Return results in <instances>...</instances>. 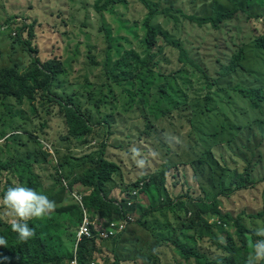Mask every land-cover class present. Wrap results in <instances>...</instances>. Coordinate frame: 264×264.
<instances>
[{"label":"rangeland","instance_id":"1","mask_svg":"<svg viewBox=\"0 0 264 264\" xmlns=\"http://www.w3.org/2000/svg\"><path fill=\"white\" fill-rule=\"evenodd\" d=\"M149 1L159 10L173 9L166 15H157L153 23L168 32L171 40L182 42L192 51L204 66L206 76L190 64L183 66L179 61L181 51L169 42L159 40V51L162 52L159 56L156 53V70H144L124 85L107 81L103 67L109 60L108 35L113 44L109 54L111 60L119 59L129 49L144 50L143 21L147 9L140 0H125L102 12L95 8L97 0H0V69L16 66L24 71L29 67L31 58L17 37L23 24L33 25V36L29 37L25 32L21 37L29 39L37 48L43 63L49 62L53 68H58L52 92L63 98L65 103H73L81 109L94 125L92 134L86 139H75L69 134L58 99L54 95L48 97L41 90L36 91L34 101L25 99L19 103L14 98L5 101L6 106L0 107L1 163L5 164L14 157V162L27 157L29 162L36 161L39 154L40 162L31 163L35 164L34 175H30L32 183L37 186L34 190L46 195L54 194L57 184L70 185L81 178L94 167L104 143L106 157L120 168L105 186L106 195L120 200L123 193L127 198L138 178H147L167 165L172 168L175 163L197 162L195 160L199 159L207 162L205 165L196 163V166L199 183L209 192L208 195L196 182L187 186L185 179L186 185L179 183L174 187L172 171L168 170L172 195L183 194L185 198L172 196V200H176L174 207L151 213L147 197L141 192L135 208L130 210L135 222L113 241L95 236L90 241L85 264H114L115 258L119 264H195L184 261L177 248V245H197L196 230L193 229L197 216L187 212L184 206L190 200L187 197L207 198L208 202H214L220 193L218 186L225 161L229 167L245 172L248 164L254 167L262 160L252 174L257 185L237 195L231 194L230 190L225 191L230 198L218 199L217 207L225 213L232 212L235 219L241 217L248 229L264 227V222L251 217L264 210V145L263 149L259 147L262 141L259 122L264 121V101L260 113L230 87L241 84L247 88H264V49L257 43L260 37H264V0ZM176 11L202 17L219 12L236 13L224 21L219 30H215L210 25L200 27L184 21ZM131 30H134V35ZM231 53L239 56L240 69L232 77L227 75L223 79L219 76L226 72L222 65H228ZM176 69L179 73L173 75ZM158 71L169 74L171 87L178 91L175 95L170 88L164 97L181 99L183 111L161 99L159 86L163 79L158 76L145 94L148 102L129 105L126 90H133L135 86L134 94L141 96L139 90L146 83V77ZM167 107L170 114L157 112ZM146 123L164 128L162 137L170 144L168 155L164 156L157 139H145L144 133L152 131ZM14 133L21 134L22 138L13 145H5L7 135ZM222 142V146L211 149L214 157H209L206 149ZM257 147L256 155L262 159L255 162L253 153ZM132 148L141 151L147 161L145 167H137L132 159ZM19 170L26 171V165ZM180 170L182 176L179 180L182 182L185 171L183 167ZM1 173L0 187L7 174L1 176ZM193 173L188 168L187 179H191ZM12 174L18 178L15 171ZM229 180L225 184L226 189L229 188ZM23 185L26 186L25 181ZM72 190L84 196L90 192L80 184ZM69 198L76 202L72 194ZM90 213L88 216L97 221L98 229H106V224L99 222L101 216L93 217ZM208 220L213 226H218L215 223L219 220L217 217ZM80 224L73 223L62 238L71 253L75 250V236ZM224 230L234 232L232 227L226 226ZM203 247L208 249L210 244L205 242ZM251 252L249 249V254ZM218 253L211 247L213 257Z\"/></svg>","mask_w":264,"mask_h":264},{"label":"trees","instance_id":"2","mask_svg":"<svg viewBox=\"0 0 264 264\" xmlns=\"http://www.w3.org/2000/svg\"><path fill=\"white\" fill-rule=\"evenodd\" d=\"M124 1L125 0H97L95 8L99 12L107 11L111 10L116 3ZM140 1L147 9L146 18L143 21L145 35L143 37L142 44L144 46V50L143 52H140L136 49H129L128 51H125L119 59L111 60L109 54L112 50L113 44L110 36L107 34L109 37L107 59L109 60L103 67L104 76L107 75V81L112 84L124 85L140 76L144 70H156L158 65V61L155 59L156 53L159 56L162 52L159 51V40L169 42L181 51L179 61L183 66L190 64L192 67L202 71L206 76V70L196 55L182 42L171 40L168 32L153 23L157 15H166L173 12V9L167 8L159 10L152 3H150L149 0ZM176 13H178L184 21L191 22L192 24H196L200 27L210 25L213 29L219 30L221 28V24L232 18L236 12H219L216 15L209 17L189 15L182 11H176ZM33 29V25L23 24V26L19 28V37H17L29 53L31 58V64L29 67L24 71L18 69L16 66L0 69V107L6 106L5 101L8 98H14L19 103H23L25 99L34 101L36 91L41 90L48 97L55 96V98L58 99V106L65 115L69 134L75 139H86L92 134L94 128V125L90 123L91 121L88 116L73 103H65L63 98L57 97L52 92V85L59 73L58 68H56V66L53 68V65H50L49 62L43 63L39 58L37 48L32 46L29 39L23 40L21 37L22 34H25V32H28L29 37H32ZM131 34L134 35V30H131ZM135 36L138 37V35ZM257 43L260 48L264 49V37H260ZM222 67L225 68L224 70H226V72L224 75L219 76H222L223 79L226 78L227 75L232 77L234 73L240 69L239 56L237 53H231L228 65H222ZM178 73L179 72L176 69L173 75ZM156 76L163 79V82L159 86V91L162 94L161 95L159 93V96L162 97L161 99L166 100L167 104H171L173 108H178L183 111L181 106L183 101L181 99L173 100L172 98L166 99L164 97L170 88L172 93L175 95H178V91L176 88L171 87L169 74L162 71H158L157 73L154 72L149 77H146V83L142 84L141 89L139 90L142 93L141 96L134 94L135 86L132 87L133 90H126L129 95V105H134L138 102H148L145 94L150 90V86ZM230 87H233L234 90L246 98L250 102L251 108L254 107L258 112H262V102L264 101L263 87L247 88L241 84ZM157 112L170 114L169 107L158 110ZM259 125L262 131V141L259 147L262 146L263 149L264 121L261 120ZM146 127L152 131L149 134L147 132L144 133L145 139H157L163 147L161 150L165 152L164 156L168 155L170 152V144L162 137V134L165 132L164 128L159 129L158 125H149L148 123H146ZM21 138V134H11L5 139V145H13V142L20 140ZM223 144L224 142L215 144V146L206 149L209 153V157H214L211 149L217 147L218 145L222 146ZM102 146L103 147L99 153V157L93 168L88 169L81 178L76 179V181L72 182L70 185L65 186L64 183L57 184L54 187L55 193L47 194L49 199L54 201L55 209L42 219H33L28 222V226L35 232V235L31 239L26 242L20 241L17 233L11 230L10 224L6 222L2 216H0V237H3L7 241L6 245H0V264H66L73 259V253H71L63 243L62 238L67 235V231L71 228L73 223L82 222L83 215L80 205L69 198L71 192L73 191L72 189H74V186L77 184H80L90 190L89 194L84 196L83 204L89 213H92L90 214L93 217L97 215L104 219H112L121 215L120 207L123 204L120 202H125L126 199L130 198V195L128 194L127 198H124L123 193L121 200L119 198L116 199L115 197L106 195L105 186L114 179L120 168L116 163L110 161L108 157H106V144L104 143ZM259 147H257L253 153L255 162H257L258 159H262V157L256 155ZM16 151L20 153L19 149ZM34 155L36 156V154ZM18 156L19 154L17 157ZM37 158L38 159L36 161L30 160V162L28 157L20 158V161L18 160L14 162V157L6 161L5 164H2V159L0 157L1 176H3V173H7L5 174L3 184L0 187V195L3 194L8 186L15 184L23 185L24 181L27 187L32 189L37 188V186L32 183L31 179L33 178L30 176L34 175L33 166L35 165L31 163L40 162L39 154H37ZM195 161L197 162H178L175 163L172 168L170 165H167L163 169L155 171L154 174L148 176L147 178H138L132 189L134 187H138L140 182H144L142 193L147 197L149 202L148 208L151 213L157 211L158 209L166 210L175 206L176 200H172L173 195L168 184V170L170 172L172 171L171 179L173 181L175 180L173 183L174 187H177L179 183L180 185H183V180L185 179L187 186L190 185V182H196V184L201 188V191L208 195L209 192L199 183V170L198 166H196V163H198V165H205L207 162L203 159ZM260 162H262V160ZM260 162H258L254 167H252V164H248L246 167L247 170L242 172L229 167L225 161L226 165L224 164L223 175L218 186L220 193L217 195L214 202H208L207 198L201 199L196 197H187L190 200L184 208L187 212L190 211L195 213L197 216V223L193 228L196 230L197 245L195 247L177 245L179 254L184 257V261L194 262L195 264H246L249 249H252L251 243L261 238L253 235L255 230L248 229L244 225L241 217H237L235 219L232 212L225 213L224 211L219 210L217 206L218 199L222 200V197L230 198V195H226L225 191L230 190L231 194L237 195L243 191L252 190L257 185V182L252 177V174ZM25 165L26 171L19 170V168H22V166ZM182 167L184 168L185 173L183 174L181 182L179 177L182 176V171L180 170ZM188 168L194 171L191 179H187ZM13 171L16 172V176L18 178L12 174ZM213 174L214 173L211 174V177ZM226 177L227 179L224 180ZM228 178H230V185L229 188L226 189L225 184ZM186 184L184 183V185ZM173 197L176 199L185 198L183 194ZM165 200L166 203L163 204ZM158 204L159 208L157 207ZM2 211L3 209H0V212ZM214 216L221 221L222 226L218 227L217 225L213 226L210 224L208 218ZM251 217L264 222V210ZM224 226L234 228V232H226L224 230ZM205 242L210 244L208 249L203 247V243ZM90 244L91 242L86 240L83 243H80L77 251L80 264L86 263V256L90 250ZM211 247H214L219 252L217 256H212ZM113 262L114 264H119L117 258H115ZM260 264H264V261H261Z\"/></svg>","mask_w":264,"mask_h":264},{"label":"clouds","instance_id":"3","mask_svg":"<svg viewBox=\"0 0 264 264\" xmlns=\"http://www.w3.org/2000/svg\"><path fill=\"white\" fill-rule=\"evenodd\" d=\"M4 27H2L1 29H3ZM9 136L10 135H8L7 137ZM131 154L132 159L135 161L137 167H145L147 161L143 158V154L139 149L132 148ZM143 186L144 182H140L139 186L134 187L133 190L129 193L130 198L126 199L125 202L122 203L123 205L120 207L121 215L116 216L112 219H98L99 222H104L106 224V229L102 230L98 229L97 221L88 216L89 211L84 207L83 204L84 195L73 190L71 194L76 199V203L80 205L83 215L80 226L83 224L85 218H87L91 222L90 231L92 233V239H94L95 236L102 239L100 237V234L109 229L110 223L122 221L126 218L127 215H129L133 220L128 222L124 231L118 233L116 236L112 237V239H102L104 241H113V239L124 234L128 230L129 226H131L135 222V219L133 218L130 210L135 208L137 197L142 192ZM78 197H81V200H79ZM129 203H131L130 206ZM0 209H3L2 213H0V216H2L6 220V222L10 224L11 230L17 233L18 239L22 242H26L35 235L34 230L28 226V222L33 219H42L46 215L50 214L55 209V203L54 201L50 200L49 197L43 192H38L22 184H15L8 186L3 194L0 195ZM215 223H217L218 226H222L220 220L215 221ZM93 227L95 229V234L93 233ZM78 232L75 236L76 245L75 250L73 251L74 257L69 262V264H80L77 256L78 247L80 243H83L85 240L89 242L92 240L82 239L81 241H79ZM253 235L256 237H260L261 239H257L251 243L252 252L247 256L246 264H260L261 261H264V227L257 228ZM6 244L7 241L3 237H0V245L4 246Z\"/></svg>","mask_w":264,"mask_h":264},{"label":"built area","instance_id":"4","mask_svg":"<svg viewBox=\"0 0 264 264\" xmlns=\"http://www.w3.org/2000/svg\"><path fill=\"white\" fill-rule=\"evenodd\" d=\"M81 200V197H78ZM131 203H129V206ZM133 219L127 215L125 219L119 222H112L110 223L109 229L104 231L100 234V237L104 240L112 239V237L116 236L118 233H121L126 228L129 221ZM91 222L85 218L83 224L80 226L78 232V240L81 241L82 239H92V233L90 231Z\"/></svg>","mask_w":264,"mask_h":264}]
</instances>
